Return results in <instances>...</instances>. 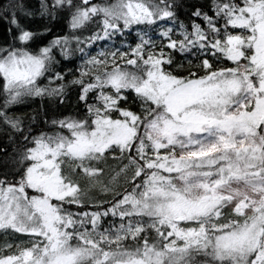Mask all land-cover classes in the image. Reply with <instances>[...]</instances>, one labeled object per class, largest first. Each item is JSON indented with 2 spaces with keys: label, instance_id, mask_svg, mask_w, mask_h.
Wrapping results in <instances>:
<instances>
[{
  "label": "snow or ice",
  "instance_id": "obj_1",
  "mask_svg": "<svg viewBox=\"0 0 264 264\" xmlns=\"http://www.w3.org/2000/svg\"><path fill=\"white\" fill-rule=\"evenodd\" d=\"M64 7L75 8L71 29L91 22L98 30L34 50L38 33L17 18L32 13L20 0L0 4V20L16 30L0 45V126L23 141L19 170L0 173V232L30 245L0 255V264H195L197 255L264 264V0L191 3L187 24L178 0H40L41 15L55 18ZM133 33L134 46L125 43ZM99 41L105 46L90 55ZM54 49L64 60L82 54L77 78L64 82ZM174 53L199 63L185 68ZM225 61L232 66H218ZM45 78L59 84L41 87ZM72 86L86 114L43 117L54 131L34 132L36 116L25 125L8 114L26 97L64 103ZM130 95L140 114L122 106ZM109 156L122 165L112 180L123 174L131 191L100 183ZM97 184L111 199L72 211Z\"/></svg>",
  "mask_w": 264,
  "mask_h": 264
},
{
  "label": "trees",
  "instance_id": "obj_2",
  "mask_svg": "<svg viewBox=\"0 0 264 264\" xmlns=\"http://www.w3.org/2000/svg\"><path fill=\"white\" fill-rule=\"evenodd\" d=\"M21 3L25 6V11H30L32 15L26 16L22 13L17 14V18L23 24V26L30 31L38 33L37 38L32 43V47L34 50H38L40 47L46 46L51 40L56 37L68 36L70 39L72 36H79L81 39L91 36L93 31L98 30L96 24L88 23L81 29L73 30L70 28V21L72 13L75 11V8L64 7L56 10L55 18H52L50 15H41L40 14V0H20ZM49 4L51 0H46ZM116 0H92V3L100 4V5H111L115 3ZM158 2V0H157ZM208 0H178V3H183L185 7L181 12H178L180 19L184 21V23H188L187 16L185 15L190 11L187 7L188 4L198 3L204 4L207 3ZM9 0H0V4L7 5ZM80 0H73V5H79ZM51 10V9H50ZM207 10V9H205ZM211 15V12L209 13ZM199 22V21H198ZM9 27H12L7 19L0 20V45H4L6 43H10L13 37L16 35V30L13 27L12 32H9ZM149 34L152 35L153 39L159 40L156 32L152 30V28L148 29ZM135 33L126 37L125 43L132 44L134 46L135 43ZM120 44V38L117 37V45ZM105 46L104 41H99L92 46L91 49H87L90 55H95L97 51ZM73 50L75 49V44L72 45ZM54 54L56 59L60 61L58 65H56V70H63L65 75V83H67L71 79H75L79 76V69L83 64V60L80 58L81 53L73 51V55L70 60H64L63 57L59 54V52L54 49ZM167 51V49H166ZM174 60L180 64H183L185 68L188 67V60H192L193 65L199 63V60L191 55H183L174 53ZM219 67L232 66L231 62H222L218 65ZM41 87H57L59 81L49 85L48 80L42 79L39 81ZM3 81H0V106L5 103L6 94L2 90ZM107 91V90H106ZM68 95L65 97L64 103H60L59 99L56 97H26L21 102L12 105L8 108V114L13 116L20 117L25 125L30 122V117L36 116L37 121L33 124V131L37 130L43 131H54L50 124H45L43 117H46L49 121L51 119H62L64 117H74L79 119L86 114V109L82 102L78 100L79 87L72 86L68 90ZM90 95L89 102H94L91 99L92 94ZM99 106V105H97ZM123 107L129 108L131 111L136 112L137 114L141 113V109L138 103L133 101L132 96H129V101L125 104L122 102ZM116 113H113V117H116ZM12 135L16 136L15 141H10L7 133L3 126H0V148L6 149V153H0V173L7 172L9 174V178H12V174L17 172L19 169L15 167V160L17 158V153L20 152L23 148V141L20 139L18 134L12 133ZM110 157V156H109ZM117 157V153L115 154ZM109 196L105 197L108 198ZM102 198L101 200H104ZM70 209L74 212L76 211H92L94 208L89 206V203H86L83 209L78 208L73 205L70 206ZM107 221H112V218H106ZM116 224L119 223V220L114 221ZM10 238L14 239L15 235L10 234ZM2 239V238H1ZM151 239V238H150ZM29 244L22 246L28 247ZM16 247L11 251H15ZM11 251L7 252V254H11ZM195 264H212L211 259L209 257H205L203 255H197L194 258Z\"/></svg>",
  "mask_w": 264,
  "mask_h": 264
},
{
  "label": "rangeland",
  "instance_id": "obj_3",
  "mask_svg": "<svg viewBox=\"0 0 264 264\" xmlns=\"http://www.w3.org/2000/svg\"><path fill=\"white\" fill-rule=\"evenodd\" d=\"M117 157H119V153H117ZM124 163H127L126 160L123 161ZM121 161L118 158H113L112 156L108 157L106 163L103 165L104 167V174L100 181L102 184H108L109 181H112L110 184V187L113 190H118L120 192H124L125 190L131 191V185L126 182L125 177L123 174L121 176L117 177L115 180H112V177L115 176L116 172L120 170L121 167ZM128 177L131 176V171L128 172ZM81 187H85L89 182L85 181L84 179L80 180ZM109 196L108 198H105ZM102 198L111 199L110 194L102 193L100 191V185L97 184L96 187L91 188L88 191V196L85 199V204L89 203V201H99ZM2 238V239H1ZM27 236L23 234H15V238L11 239L10 234L6 235L3 232H0V246H4L5 244H12L13 248H15L17 245L20 247L27 245ZM10 250L5 248L3 252H0V255H7V252Z\"/></svg>",
  "mask_w": 264,
  "mask_h": 264
},
{
  "label": "bare ground",
  "instance_id": "obj_4",
  "mask_svg": "<svg viewBox=\"0 0 264 264\" xmlns=\"http://www.w3.org/2000/svg\"><path fill=\"white\" fill-rule=\"evenodd\" d=\"M11 251V250H10Z\"/></svg>",
  "mask_w": 264,
  "mask_h": 264
}]
</instances>
